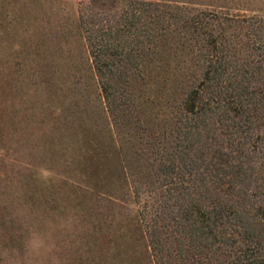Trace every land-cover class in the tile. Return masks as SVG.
<instances>
[{
	"label": "rangeland",
	"instance_id": "rangeland-1",
	"mask_svg": "<svg viewBox=\"0 0 264 264\" xmlns=\"http://www.w3.org/2000/svg\"><path fill=\"white\" fill-rule=\"evenodd\" d=\"M128 1L0 0V264H152L139 218L161 180L149 143L167 138L199 70L165 40L129 71L132 104L113 123L85 33ZM165 1L264 13V0Z\"/></svg>",
	"mask_w": 264,
	"mask_h": 264
},
{
	"label": "trees",
	"instance_id": "trees-1",
	"mask_svg": "<svg viewBox=\"0 0 264 264\" xmlns=\"http://www.w3.org/2000/svg\"><path fill=\"white\" fill-rule=\"evenodd\" d=\"M85 38L113 123L132 104L129 71L165 40L198 66L167 138L149 143L161 180L139 218L152 264H264V13L129 0Z\"/></svg>",
	"mask_w": 264,
	"mask_h": 264
}]
</instances>
